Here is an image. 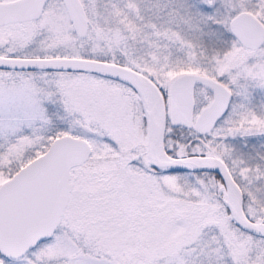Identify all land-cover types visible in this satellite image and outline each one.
<instances>
[{
	"label": "snow or ice",
	"instance_id": "snow-or-ice-1",
	"mask_svg": "<svg viewBox=\"0 0 264 264\" xmlns=\"http://www.w3.org/2000/svg\"><path fill=\"white\" fill-rule=\"evenodd\" d=\"M0 264H264V0H0Z\"/></svg>",
	"mask_w": 264,
	"mask_h": 264
}]
</instances>
